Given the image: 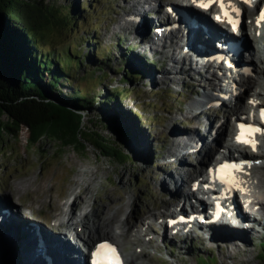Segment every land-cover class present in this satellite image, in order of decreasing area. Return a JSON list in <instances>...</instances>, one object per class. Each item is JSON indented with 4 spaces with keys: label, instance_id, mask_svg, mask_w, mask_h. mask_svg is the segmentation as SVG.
<instances>
[{
    "label": "rangeland",
    "instance_id": "obj_1",
    "mask_svg": "<svg viewBox=\"0 0 264 264\" xmlns=\"http://www.w3.org/2000/svg\"><path fill=\"white\" fill-rule=\"evenodd\" d=\"M34 1L53 7L59 19L40 42L47 48L77 51L84 56V66L77 70L74 82L85 94L98 96L99 102H95L92 109L82 110L83 130L91 133V139L95 132L114 142L127 160L118 162L103 156L91 140L87 141L83 152L73 146L61 147L58 140L49 137L32 144L28 141L30 134L26 127L22 129L20 137L6 136L5 142L0 143V210L9 209L14 215L7 221H0V264H27L21 261L19 251H16L8 239L9 234H6V229L14 227L19 230L26 225L23 215H19L23 208L38 216L36 222L43 231L53 233L55 230L45 224L44 215L49 223L55 222L56 216H61L65 202L76 193L91 199V209L101 210L127 201L119 218L126 219L134 233L137 231L134 227L144 231L142 223L141 227L136 225L138 217L141 216L142 220L151 215L148 212L160 211L166 199L172 197L169 192L174 185L172 178L180 179L176 166L182 164L179 159L181 152L170 148L171 139L176 138L175 135L171 136L174 131L171 133L170 129L176 128L187 133L189 129L196 128L193 124L196 119H192L194 112H190V107L204 97L203 92L206 90L200 84L204 83L201 76L193 70L183 74V82H170L169 79L162 81L167 60L161 59V53L143 48L140 36L133 38L134 30L116 28L122 19L121 14L131 8L125 0ZM73 4L77 9L73 8ZM69 10H73L75 22L69 20L67 24L60 25ZM144 40L147 44L150 41L148 38ZM168 44L174 47L172 43ZM131 69H141L142 74L130 80L127 70ZM91 71L98 76L96 80L84 78L83 75ZM101 75H106V78L97 82ZM255 75L257 80L260 75ZM103 87L120 91L125 98L122 111L117 102L112 103L111 110L106 109L101 101L105 93ZM242 100L248 101L245 95ZM199 105L201 120L206 126V118L202 113H214L209 118L218 117L216 122L224 115L220 114L224 111H220L215 116L214 108H209L210 103ZM221 107H224L223 103ZM120 112L124 123L130 126L132 140L122 139L100 118L106 113L119 115ZM202 127L198 126L200 130ZM177 152L178 155H175ZM189 155V159L195 160V154ZM256 174L262 176L261 171H256ZM78 179L81 182L77 184ZM87 184L92 191H86ZM86 203L83 197H79L78 208H83ZM80 212L77 209L76 221L80 219ZM151 219L154 218H147L148 221ZM150 221L154 230L144 236L150 238L155 234L153 232L158 235H155L156 239L150 238L154 242L149 239L147 244L139 246L145 249V253L136 264H264L259 255L264 243V226L259 227L256 233L251 231L250 242L240 246L243 252L228 255L229 250L237 248L226 243L225 239L213 240L207 236L171 238L167 236L169 232L163 239L160 220L155 218L154 224ZM262 221L261 225H264V219ZM74 228L81 231L85 227L79 222L74 224ZM142 241L128 243L123 249L125 256L142 245L144 238ZM3 243H6V248Z\"/></svg>",
    "mask_w": 264,
    "mask_h": 264
},
{
    "label": "bare ground",
    "instance_id": "obj_2",
    "mask_svg": "<svg viewBox=\"0 0 264 264\" xmlns=\"http://www.w3.org/2000/svg\"><path fill=\"white\" fill-rule=\"evenodd\" d=\"M188 1L190 0H171L167 2L166 0H125V3H127V5H130L131 8L126 11V13L124 11V13L121 14L122 19L116 27L119 30H134L135 33L132 36L133 38L140 36L143 48H148L153 51L157 50L161 53V59H164L165 61L167 60V65L163 70L164 74L162 81H166L167 79H169L170 82H183V74H186L188 72L190 73V70H193L195 73H199V75L201 76V81L204 82L200 83L203 84L206 89L203 92L204 97L198 99L199 101H195V103H193L190 107V112L195 113V117L193 118V120H196L195 122H193V124H195L196 128L189 129L187 133L183 132L182 130H176V128L174 130H172L173 128L170 129L171 133L172 131H174L173 135L171 136L174 137L175 135L176 137L174 139H171L170 148L171 150H173L172 148H175L176 150L181 152V157H179V159L182 164L176 166V171L178 172L180 179L175 178V180L174 177L172 178V181L175 184L177 195H182V193L187 190V187L191 188V186L194 185L191 183L198 180V178L202 176V173L205 171V168L201 165L198 166V164L204 165V158L211 157L214 154L215 150H218V147L209 148V145H207L209 144V141L207 140L208 132L209 134H211L214 126H212V128H209L208 124L206 126L201 120L199 104H211L215 102L218 98L213 99L214 96H216L217 93L220 94V91H224L225 81L229 80L227 76V70L223 69L222 72L225 74L223 76L221 74H218L219 71L213 70L211 64H207L202 61L203 57H201L199 53H202V50L204 48L203 46H200V42L202 40L199 34V28L194 29L195 33L193 32L192 35L188 33H182L177 29H173L170 31L165 29L164 27L162 28V25L166 23V10H168L172 5H189ZM225 2L227 3V0H225ZM232 2L237 7L241 8V10H243L244 12H247L248 10V12L251 13L255 8H259L258 10H261V8L264 6V0H252L251 4H246L238 0H232ZM161 6H164L166 8H163ZM146 8H150L151 10L158 9L156 10L157 12H164H162L160 15H157V13L153 14L152 16L155 19H152L151 22H147L146 19L144 22L136 20L135 16L145 14V12L147 11ZM193 9H197L201 12L205 11L204 9H200L198 7H194ZM167 21H169V19H167ZM212 21L213 23H215V21L217 22V19H214ZM174 22L176 21L174 20ZM149 25H151V27ZM180 30L182 31V27H180ZM149 34L152 35L149 36ZM145 38H148L150 40V43L148 42L147 44L144 40ZM189 39H191V43L189 47H186V43L189 42ZM168 43H172L174 47H169V45H172ZM159 47H163V49H160ZM252 50L254 51V58L252 57V59H250V62L255 63V74L258 73L261 78L258 77V79L256 80V75H251L248 77L244 84L240 85V89L244 87L246 88V92L248 94L247 103H244V101H242L241 103L238 102L237 105H234L231 99L224 98L221 100V104L223 103L224 107L218 108L214 111L215 116H217L220 111H224V115L222 116V118L226 119V127L224 128L225 130L221 129V132H223L224 130L226 133H229L230 120L232 118H235L236 120L238 119V117H236L238 111L244 113V111L249 107V98L253 97V100H258L259 98L261 99L256 106L257 110H259V108L261 107H264V55L261 54L257 49ZM238 88L236 89L237 91ZM235 97L236 99H240V97H242V94L236 93ZM200 125L204 129V131L198 128V126ZM224 147L231 148V141H226ZM188 148H192L193 150L185 151V149ZM188 153H190V155L195 154V160L192 161L191 159H189ZM175 155H178V152L177 154L175 153ZM251 159L262 160L263 162L261 165L250 167L247 170V173L251 177L249 180V190L246 194L247 197H250L251 199L249 201L250 213L255 214L259 210L264 211V137L263 141H261L255 148V151H253ZM83 170L85 172L84 168ZM256 171H261L262 176L260 177L259 175H257ZM79 182H81L80 179H78L76 183L78 184ZM199 183L203 184L204 182L200 181ZM86 191H92L89 184H87L86 186ZM177 195H175L174 198L166 199L164 205L165 208L162 206L165 210H161L160 212L155 213L148 212L151 213V215L145 217V219L142 220L141 216L138 217L136 225H140L141 227L142 223V225H144V231H139L136 227H134V229L137 230L134 233L132 230L133 227L130 226V223H128L126 219L124 220L119 218L121 211H123L125 206L127 205V201H122L117 206L115 204L112 207L106 206L101 210H99L98 208L91 209V205H89L91 199H89L87 195H85L84 197L80 194L77 195L76 193L75 201L73 203L66 201L62 207L61 216H56L57 218L54 223L55 231L53 233H46L44 235V238L46 240V244H44V246L46 247V249H43L37 242L36 229L38 227L34 222H36V220H39L37 218L38 216L34 214L33 211H30L28 209L26 210V208L22 207V210L24 211L19 212V215H23V217L27 218L24 219L27 221L26 225L22 226V229L19 228V230L14 227L6 229V231L8 232L6 234H9L8 239L15 247L16 251H19L18 255L21 258V261L23 260L24 263L44 264V261L46 260L44 254L48 253L53 258L54 264H84L83 257L79 252L80 247H85L88 245V247L91 248L100 240L108 239L110 241H113L121 246L122 251L128 243L131 244V242L134 243L135 241L143 242V238L145 243L144 235H147L151 230H154V226L149 222H146L147 218L150 217L160 220V227L162 229L161 235L164 239V237H166V234H168L169 228L167 227V224H163L161 219L165 218L166 221L167 214L170 211L174 210L172 208L175 205V202L178 201ZM79 197H81V199L83 197V200L87 202L86 205L81 209L78 208ZM18 203L20 204V201H18ZM77 209L81 211V214L79 213L80 219L76 221L75 216L78 215ZM261 214H264V212H261ZM12 215L14 214L9 212H0V221H7V218L9 219ZM258 216L261 217L260 215ZM243 218L245 220H249L246 217ZM79 222H81V224L83 223V226L85 227L84 229H81V231L74 228V224H77ZM249 223L246 224L243 220L240 219L236 221L235 225L228 224L218 227L217 229L220 230V232L218 233L214 232V230L217 229H211V227H209L208 229H203V231L197 233L198 236H207V238L213 240L225 239L226 243L228 242L232 244L234 248H237V250L234 251L229 250L228 255H231L233 253L236 254L238 252H243L241 251L242 248L240 246L247 245L250 242L252 232L255 231L253 233H256L259 231L258 229L264 226L261 225L262 223L260 222H254V224ZM192 227L193 226L188 227L189 234H192V231H190ZM181 229L182 228L174 232L179 237L185 235L184 234L180 236L179 233ZM23 231L26 233L25 235H23ZM197 233L193 235H196ZM62 234H65V236H62ZM97 235H99V237L95 238ZM147 242H149V240ZM150 242L154 241L150 239ZM144 243L142 245H144ZM3 244L6 248V243ZM143 253H145V249H139V247H136L134 251L128 252V256H126L127 263H138L137 260L139 258H142ZM77 255L82 259L83 262L76 261V258L78 259V257H76Z\"/></svg>",
    "mask_w": 264,
    "mask_h": 264
},
{
    "label": "trees",
    "instance_id": "obj_3",
    "mask_svg": "<svg viewBox=\"0 0 264 264\" xmlns=\"http://www.w3.org/2000/svg\"><path fill=\"white\" fill-rule=\"evenodd\" d=\"M79 6L81 8V4ZM73 8L77 9L76 5L73 4ZM75 18L73 10H69L59 24H67L69 20L74 23ZM56 21H59L56 11L48 5L34 0H0V143H4L9 135L20 137L21 124L25 123L30 127L28 141L32 144L47 136L57 139L62 146L85 148L78 137L82 132L83 138L93 141L103 156L125 162L127 159L114 142L95 132L91 139V133L82 128V110L92 109L94 103L99 102L98 96L85 94L74 82L77 70L84 66V56L77 51L47 48L40 42L54 28ZM127 71L130 80L142 74L141 69ZM83 76L89 80L98 77L92 71ZM105 78L106 75H101L97 82ZM104 92L101 101L107 110L113 102L123 109L125 98L120 91L104 88ZM4 112H7V118ZM100 118L122 139L132 140L130 126L124 123L121 112L119 115L106 113ZM262 244L259 255L264 263Z\"/></svg>",
    "mask_w": 264,
    "mask_h": 264
},
{
    "label": "snow or ice",
    "instance_id": "obj_4",
    "mask_svg": "<svg viewBox=\"0 0 264 264\" xmlns=\"http://www.w3.org/2000/svg\"><path fill=\"white\" fill-rule=\"evenodd\" d=\"M194 4H197L201 8H210L213 3H219V6L223 12V18L232 25L234 29H238L239 20L233 16V12L237 16L241 15V9L237 7L232 0H192ZM243 3L251 4L252 0H242ZM218 20L221 19L220 16L216 17ZM264 23V11L261 12L259 18L257 19V25ZM255 103V101H252ZM261 119L264 120V108L260 110ZM240 134L236 137L238 143H244L250 145L253 150L256 148L257 141L254 139L256 133H264V129L250 124H240ZM253 161L243 160L240 162H230L225 163L220 166V180L222 183L228 184L230 186H236L238 183H243L235 175L238 171H243L244 165L247 164L251 166ZM95 260L94 264H121L119 254L117 249L110 243L101 244L96 252L94 253Z\"/></svg>",
    "mask_w": 264,
    "mask_h": 264
},
{
    "label": "water",
    "instance_id": "obj_5",
    "mask_svg": "<svg viewBox=\"0 0 264 264\" xmlns=\"http://www.w3.org/2000/svg\"><path fill=\"white\" fill-rule=\"evenodd\" d=\"M36 99H38V100H43V101H49L48 99H43V98H40V97H35ZM2 100L0 99V102H1ZM5 114H4V117L5 118H7V112H4ZM84 125H83V122H82V128H84L83 127ZM21 127H22V129L24 128V127H26L27 129H28V131H29V134H30V136H31V133H30V127H29V125H27V124H25V123H22L21 124ZM79 136V140H80V142H82V143H84V145H85V148H81V147H76L75 145H68V146H73V147H75V148H77L80 152H83L85 149H86V143H87V140H85L84 138H83V136H82V132H80L79 134H78ZM29 136V137H30ZM44 137H47V136H43V138ZM42 138V139H43ZM50 138V137H49ZM54 139V138H53ZM55 140H57V139H55ZM60 142V141H59ZM60 145H61V147H66V146H62V144H61V142H60Z\"/></svg>",
    "mask_w": 264,
    "mask_h": 264
}]
</instances>
